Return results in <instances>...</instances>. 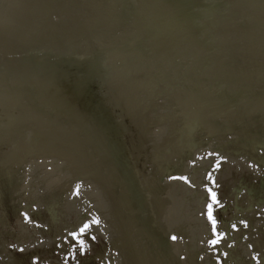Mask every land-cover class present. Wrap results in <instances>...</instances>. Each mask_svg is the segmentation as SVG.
<instances>
[{
	"label": "water",
	"instance_id": "water-1",
	"mask_svg": "<svg viewBox=\"0 0 264 264\" xmlns=\"http://www.w3.org/2000/svg\"><path fill=\"white\" fill-rule=\"evenodd\" d=\"M0 264H264V0H0Z\"/></svg>",
	"mask_w": 264,
	"mask_h": 264
},
{
	"label": "snow or ice",
	"instance_id": "snow-or-ice-1",
	"mask_svg": "<svg viewBox=\"0 0 264 264\" xmlns=\"http://www.w3.org/2000/svg\"><path fill=\"white\" fill-rule=\"evenodd\" d=\"M209 192L211 193V190L209 189ZM79 194V186H77V195ZM211 197L213 202L215 203H219L218 201H216V197H215V193H211ZM207 215H208V219L211 221L212 223V231L215 233L216 232V221L212 216V212H213V205L212 203H209L207 206ZM93 224H99L100 221L97 218H93L92 221ZM91 225L90 224H84L83 227L80 229L79 234L77 233H70V235L77 241V243L80 245L81 249H83L85 247V242L84 240L80 239V235L84 234L86 231H88L90 229ZM233 227H235V225H233ZM93 239H95V237H93ZM173 240L176 239V237H172ZM222 239V236H220L219 233H217V238L216 239H212L209 241V243L212 246H216L220 240ZM20 251H23V249H20ZM226 255V254H225Z\"/></svg>",
	"mask_w": 264,
	"mask_h": 264
}]
</instances>
